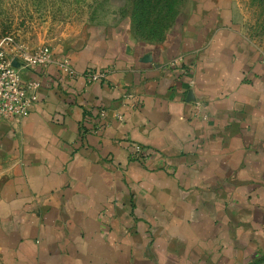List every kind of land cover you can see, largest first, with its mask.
Instances as JSON below:
<instances>
[{
  "label": "crops",
  "instance_id": "obj_1",
  "mask_svg": "<svg viewBox=\"0 0 264 264\" xmlns=\"http://www.w3.org/2000/svg\"><path fill=\"white\" fill-rule=\"evenodd\" d=\"M191 19L52 50L30 115L0 121V264L237 263L233 239L264 229V53L236 6Z\"/></svg>",
  "mask_w": 264,
  "mask_h": 264
},
{
  "label": "rangeland",
  "instance_id": "obj_2",
  "mask_svg": "<svg viewBox=\"0 0 264 264\" xmlns=\"http://www.w3.org/2000/svg\"><path fill=\"white\" fill-rule=\"evenodd\" d=\"M175 4L168 27L158 29L163 17L153 14L148 25L138 31L131 0H0V40L11 36L28 52L43 47L63 52L72 44L87 42L92 35L123 26L140 40L161 42L170 33L179 35L198 7L222 4L237 7L244 35L264 53V0H177ZM210 13L208 19L212 20L214 13ZM256 225L264 226V218H256ZM233 241L231 246L237 245L238 253H230L229 240H223L225 257L232 258L235 253L233 257L239 261L224 259L222 264H264V229L252 236L244 231Z\"/></svg>",
  "mask_w": 264,
  "mask_h": 264
},
{
  "label": "built area",
  "instance_id": "obj_3",
  "mask_svg": "<svg viewBox=\"0 0 264 264\" xmlns=\"http://www.w3.org/2000/svg\"><path fill=\"white\" fill-rule=\"evenodd\" d=\"M51 64L53 52L50 48L43 47L35 52H28L18 46L11 36L0 40V121L21 123L30 115ZM57 66L70 77L76 74L69 60L58 62ZM25 74L34 75L36 78H26ZM105 79L104 71L86 74L89 84L99 83ZM196 106L200 116L204 105L197 102ZM133 152L136 158L142 159L146 156L145 150L139 146H135Z\"/></svg>",
  "mask_w": 264,
  "mask_h": 264
},
{
  "label": "trees",
  "instance_id": "obj_4",
  "mask_svg": "<svg viewBox=\"0 0 264 264\" xmlns=\"http://www.w3.org/2000/svg\"><path fill=\"white\" fill-rule=\"evenodd\" d=\"M132 1V10L135 14V24L137 30L139 31L145 25H148L150 22L149 17L153 14L157 17H163V22L158 24V29L163 27H168V20L171 16V13L174 11L175 3L177 0H131ZM146 23V24H145ZM161 30V29H160ZM263 251L259 252L262 253Z\"/></svg>",
  "mask_w": 264,
  "mask_h": 264
}]
</instances>
